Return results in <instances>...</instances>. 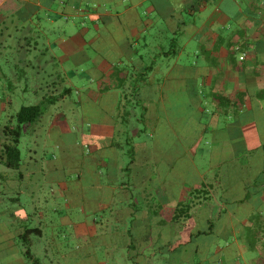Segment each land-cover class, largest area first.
Returning <instances> with one entry per match:
<instances>
[{
    "label": "crops",
    "instance_id": "0c3cea01",
    "mask_svg": "<svg viewBox=\"0 0 264 264\" xmlns=\"http://www.w3.org/2000/svg\"><path fill=\"white\" fill-rule=\"evenodd\" d=\"M0 58L24 85L19 94L34 83L35 103L58 98L41 126L65 122L56 108L88 112L79 178L94 181L91 206L100 216L84 224L61 218L84 242L116 229L130 244V264H156L170 229L181 247L172 256L191 237L215 236L223 245L208 254L210 264H264V0H0ZM10 102L1 96L0 112ZM125 124L135 154L122 171L124 142L110 141ZM41 126L24 128L30 149L20 180L33 187L32 212L2 204L0 264H31L24 227L42 230L27 238L32 253L59 264L43 239L46 198L35 199ZM8 170L0 164L5 195ZM188 202L189 216L173 222L174 208ZM153 234L164 246L151 249Z\"/></svg>",
    "mask_w": 264,
    "mask_h": 264
},
{
    "label": "rangeland",
    "instance_id": "374dc122",
    "mask_svg": "<svg viewBox=\"0 0 264 264\" xmlns=\"http://www.w3.org/2000/svg\"><path fill=\"white\" fill-rule=\"evenodd\" d=\"M9 54H7L8 58H10ZM14 70L11 63L5 62L0 58V71L7 73L6 78H0V97L4 96L7 101H11L0 112V127L22 105L33 104L36 101L34 100V83H27V91L23 95L18 93V88L22 89L24 85L16 84L15 76L11 74ZM8 80L10 82L6 83ZM4 86L7 88L4 89ZM3 91L5 92L4 94ZM57 94L55 93V95ZM71 95L73 99L77 98V92L74 89ZM54 107L56 106L50 105L44 111L53 112ZM56 109V114L65 118L64 124L62 123L61 126H58L61 128L55 125L48 126L43 124L41 126V124H37V126L42 127L41 130L37 131V142H43V146L36 147L35 149L31 145V149L36 150L35 158L38 162L40 161L38 165L39 177L42 179H38L37 181V184L41 185L39 189L42 190L40 192L42 195L37 196L36 194L35 199L37 197L46 198V202L42 203L46 209L45 213L48 215L44 222L45 225L43 224V228L46 230V235L43 236V239H49V246L54 261L59 262V264H130V260L128 259L129 251L122 248V240L120 239L119 231H116V229L108 228L102 231L97 229L95 238L84 242L82 239V235L84 234H77V227H74L72 224L63 225L61 222V218L64 217L68 218L72 223L77 221L79 224L88 223L98 218L100 212L92 210L91 203L93 202L90 200V197L94 194V188H91L92 190L89 189L91 178H84L82 181L79 178L81 169L87 163L85 161H87L86 156L88 153L83 143V136L86 134L85 119L88 112L82 106H76L73 113L64 108ZM29 138V136L23 134L20 139L18 147L22 159L24 155L29 154ZM31 165L32 169L35 164L32 163ZM8 174V179L10 181L13 180V185L10 187V193L7 195L0 192V220L4 219V213H6L1 210V208L6 207L3 205H9L7 207L11 211L16 210L20 215L21 213L30 214L32 212V205L30 203L32 195L28 193V190L31 191L33 187L32 189L27 188V180L24 182L20 180L17 176V171L9 169ZM10 184L9 182L5 185ZM81 185H85L83 187L85 195L83 194L82 196L78 195L80 191L77 192V188L81 187ZM18 192L21 193L17 195ZM95 196H97L96 189ZM11 197L17 198V201H11L9 199ZM83 197L85 201L87 198L89 199L88 203L90 205L84 204ZM35 202L37 205L38 202L36 200ZM32 223L29 225L33 226ZM78 228V232H81V227L78 226ZM82 229L85 231V228ZM170 231L169 229V244H165L166 246H164L158 237L156 238L157 234H153L152 236L153 243L151 249L156 250L160 246H164L163 250L166 249L162 258L159 257L155 260L156 264H210V259H207L208 254L213 255L216 246L221 247L223 245L219 242L220 239H215V236L191 237V240L182 246L183 252L181 256H172L171 248L172 245L174 246L172 242L175 236H173V231ZM85 237L87 236L85 235ZM185 239L188 238L185 237ZM197 247L198 251H196Z\"/></svg>",
    "mask_w": 264,
    "mask_h": 264
},
{
    "label": "trees",
    "instance_id": "16d2710c",
    "mask_svg": "<svg viewBox=\"0 0 264 264\" xmlns=\"http://www.w3.org/2000/svg\"><path fill=\"white\" fill-rule=\"evenodd\" d=\"M27 85V84H26ZM53 94V93H52ZM58 101V98L53 95L45 94L38 102L28 105H22L14 115H11L10 119L2 124L0 127V164L5 168L10 170L17 171V176L19 179L23 176V171L21 169L22 158L21 152L18 147L20 143V139L24 134V128H28L29 130L35 124H38L43 115L45 113L44 109H46L49 105L54 104ZM127 125V124H125ZM122 128V130H118L117 138L111 140L110 142H118V146H120L119 142H124L122 148H124L123 158H126L127 162L125 166H123L122 171L128 169V167L132 164L134 160V148H133V135H131V131L127 126ZM138 132V130H137ZM121 148V149H122ZM125 169V170H124ZM86 176V175H85ZM82 177V180L85 178ZM94 181L91 180L90 184ZM11 201L17 200L15 197L9 198ZM192 207L191 203H180L178 204L172 213V221L177 222L181 218H186L189 216V210ZM123 229V228H122ZM35 231H38V234L41 235L42 230L34 227H24L23 231L19 234V239L22 245L24 246L23 254L28 259L31 264H44L40 258L35 256L29 246L27 238L34 234ZM36 233V232H35ZM122 245V248H125L129 251L130 244L125 247ZM181 247L175 248L173 246L171 249H178Z\"/></svg>",
    "mask_w": 264,
    "mask_h": 264
},
{
    "label": "built area",
    "instance_id": "2783aa9c",
    "mask_svg": "<svg viewBox=\"0 0 264 264\" xmlns=\"http://www.w3.org/2000/svg\"><path fill=\"white\" fill-rule=\"evenodd\" d=\"M240 58H242V57H240Z\"/></svg>",
    "mask_w": 264,
    "mask_h": 264
}]
</instances>
